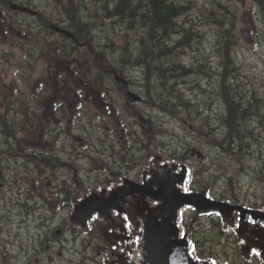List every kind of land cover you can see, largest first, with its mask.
<instances>
[{
	"label": "rangeland",
	"instance_id": "obj_1",
	"mask_svg": "<svg viewBox=\"0 0 264 264\" xmlns=\"http://www.w3.org/2000/svg\"><path fill=\"white\" fill-rule=\"evenodd\" d=\"M31 1L54 25L73 22L71 16L74 15L76 24L86 25L84 31H90L87 41L94 40L101 58L130 76L144 94L150 90V96H147V103L134 106L130 112V115L134 114L135 109L139 115L130 117L128 113H120V105L124 104L121 95L109 100L110 107L106 112L98 109L93 94L82 95L80 113L73 117L77 130L72 135L82 138L84 144L79 140L71 142L72 139L68 138L63 147L66 149L63 161L68 167L63 175L59 167H49L45 168V176H39L38 170H33L25 157L27 154L19 163L12 159L1 160L8 156L9 150L1 144L0 136L3 189L8 190L9 197L6 198L17 207L14 223L3 228L0 239L4 240L5 249L10 250L12 256H21L22 263L29 260V264H101L104 242L98 227L95 226L97 229L94 228L91 237L86 239L64 221L71 210L72 193L83 192L95 181L99 160L94 142L98 143L101 126L110 130L115 127L123 129L122 145L128 132H133L131 137L128 136V145L134 160H138L143 149L141 139L145 144L146 136L153 135L163 154L190 167L189 184L197 181L211 184L213 199L251 207L264 205V10L257 0H175L186 6L180 22L189 31L180 46L175 41L182 37V33L168 38L171 51L164 50L161 58L151 61L149 71L138 62L140 52L150 50L142 24L138 19H124L108 12L118 0ZM144 3L142 1V8ZM27 20L32 19L27 16ZM244 33L249 37L248 41L244 39ZM5 39L0 36V92L15 98L16 106L25 102L29 108L32 101L29 102L26 95L31 96L32 86L44 83L48 77L47 63L41 60L23 64L21 56L24 54L16 47V42ZM228 48L231 63L223 67V54ZM50 68L55 70L54 65ZM222 79L230 87L221 90ZM223 91H232L244 104L247 100L252 103L248 117L239 121V129L245 134L243 141L240 144L236 140L235 146L229 150L223 147L226 143L222 141L228 131L224 122L227 106ZM43 98L44 95H38L37 103L40 104ZM3 112L1 107L0 114ZM10 114L11 122L27 119L16 117L14 112ZM139 124L145 125L141 138ZM107 125L111 127H105ZM23 126L26 128L29 123ZM25 132L16 134L25 149L34 148L50 156L57 151H50L47 147L43 150L40 140L30 145L29 132ZM116 133L121 136L119 131ZM101 138L105 139V136ZM216 142H222L223 146L216 145ZM104 143L107 151L110 145L120 150L111 138ZM16 149L20 152L19 145ZM193 149L203 157L191 155ZM190 186H187L188 190ZM61 187L64 189L58 194ZM18 210L19 218L16 219ZM192 215V210H184L180 216L182 228ZM199 220L192 235L193 252L197 257L211 255L227 264H247L240 256L234 233L221 230L217 215ZM58 229L62 231L55 234ZM47 237L59 241L49 243ZM98 250H101L100 256ZM58 251L62 253L59 257ZM252 264L259 263L255 259Z\"/></svg>",
	"mask_w": 264,
	"mask_h": 264
},
{
	"label": "flooded vegetation",
	"instance_id": "obj_2",
	"mask_svg": "<svg viewBox=\"0 0 264 264\" xmlns=\"http://www.w3.org/2000/svg\"><path fill=\"white\" fill-rule=\"evenodd\" d=\"M11 3H16L20 6L32 9L34 13L12 9ZM27 16L31 17L32 20L28 21ZM51 25V20L42 14L31 0H0V36L3 38L5 37L7 42H16V47L20 48L22 55L24 54L23 57L21 56L23 64H34L37 61L45 60L47 63L45 71L48 74V77L44 79V83L38 82L36 85L32 86L31 90L33 94L31 96L26 95L27 98L29 97V102L32 101V105H29V108L25 104V100H22L24 102L23 104H18V106H16L15 98L9 97L6 92H0V98L2 99L0 108L2 107L4 111L0 114L1 144L9 150L7 152L8 156L1 158V160L12 159L19 163V161L23 160L25 154H27L25 157L32 165V169L38 170L39 176H45V168L49 167H54L55 169L59 167V169H62L61 174H64V170H67L66 168L68 166L67 163L63 161V153L66 150H63V147L67 143L69 137L72 139L71 142L79 140L80 144H84L82 138L72 135V132L77 130V126L75 125L76 121L73 120V117L76 114L78 115L80 111L79 106L82 102V95L90 92L95 96L96 102L98 101V109L103 112H106V110L109 111V100H111L112 97L121 95L118 84L114 78L115 72L126 80L128 89L140 97V101L138 102L124 101V104L120 105L122 108L120 113L122 115H124V113L130 115L134 106L147 103V96L148 98L150 96V90L147 94H144L141 88L133 84L132 78L123 73L120 69L115 68L112 62H107L109 66L112 67H103V69H101V55L96 50L94 40L89 39L87 41L84 39L83 34L85 32H87V36L90 38V31H84L81 26L76 24V21L57 23L56 25L67 29L74 35V37L71 38L63 36L61 33L57 32V30L53 29ZM105 63L106 62H104V64ZM53 65L55 66V70L50 68ZM19 94L21 93L19 92ZM12 95H14V93ZM38 95H44L40 104L37 103ZM159 97H161V95H158V98ZM104 105L106 106L103 107ZM12 112H14L15 116L18 118L24 116L27 117V119L25 121L20 120L19 122H11L12 119L9 117ZM136 115H139V113L138 110L134 109V114L130 115V117H135ZM27 123H29V126L25 128L23 125H27ZM105 127L111 126L107 125ZM138 127V135L139 138H141L145 133V125L139 124ZM116 130V127L110 130L109 128L104 129L101 126L98 143L94 142L96 154L98 155L97 159L99 160L98 168L96 167L95 181L92 187H88L85 190L83 189V192L91 188H96L97 191H108L119 188L129 182L142 183L143 179L148 177L146 174L150 168V163L156 158L158 155L157 153L162 152L160 146L154 142V136L147 135L145 144L142 139L140 141L141 144H143V149L140 151L141 153L139 154L138 160H134V155L129 153L131 152V147L128 145V136L131 137L133 132L129 131L128 135L126 134L127 137L124 139V144L122 145L121 138H124V130H117L121 133L120 137L116 133ZM22 131L29 132L30 145H35L42 141L43 144L41 147L43 150L47 147L50 151L54 149L57 151L54 150L55 153H52V156H50L46 152L34 148L25 149L21 145L19 139L16 138V134H21ZM111 133L114 134L115 137H113ZM102 136H105V139H102ZM108 138H111L112 143L120 150H116L114 146L110 145V149L107 151L108 147L104 142L107 141ZM47 140L51 142L49 143ZM18 145L20 152L16 149ZM26 150L27 152H25ZM138 153L139 152H137V154ZM53 162L55 164H53ZM4 170L7 169L5 168ZM2 172L3 169L0 170V238L3 233V228L14 223V210H17V207L11 204L13 201L11 202L10 199L6 198L9 196L6 193L8 190L3 189L5 181ZM189 179L187 181V186L191 185L190 190H196L198 186L202 184L201 181H197L195 184H189ZM62 189L64 188L61 187V190L58 189V194L61 193ZM83 192L72 193L70 202ZM64 207L67 208L68 204L65 203ZM256 207H260L262 211L264 210V205L254 206V208ZM120 209L126 210V207L120 206ZM68 215L64 220L66 223ZM18 218L19 210L16 213V219ZM110 218L111 222L114 224L109 225L107 230L102 229L103 224L100 219L93 218L89 223L90 227L87 233L82 234L83 237L88 239L91 237L90 233L94 228L97 229L96 227H98V232L104 242V246L102 247L103 256L109 245L118 251H123L128 255L131 254L135 241L132 239L131 221L129 217L126 213L118 214L116 211H112ZM181 221L180 218V224L183 222ZM199 221L196 226L200 223ZM67 226L69 227L68 223ZM69 228L79 231L78 226ZM196 228L197 227H195L189 235L192 241V247L194 245L192 235L195 233ZM61 231L62 230L58 229L55 234H60ZM46 239L49 243L52 241L53 244H57V241H59V239L53 240V238L49 237ZM59 243L62 245L61 242ZM9 252L10 250L5 249L4 240L0 239V264H29V260H27L26 263H22L21 256H12ZM57 254L58 257L62 255L60 251H58ZM97 254L100 256L101 250H98ZM262 257H264V255H262ZM208 258L216 260V258L211 255H209ZM255 259L259 264L261 263V257L251 254L247 264H252ZM48 260L52 262L50 257H48Z\"/></svg>",
	"mask_w": 264,
	"mask_h": 264
},
{
	"label": "water",
	"instance_id": "obj_3",
	"mask_svg": "<svg viewBox=\"0 0 264 264\" xmlns=\"http://www.w3.org/2000/svg\"><path fill=\"white\" fill-rule=\"evenodd\" d=\"M12 8L30 11L17 5H12ZM52 27L73 37L62 28ZM244 39L249 40L246 33ZM115 80L126 101L140 100L127 89L124 78L116 75ZM157 154L150 163L148 177L142 183L129 182L108 191L93 188L82 193L80 199H72L67 223L79 226L81 232L87 231L92 218L100 219L102 229L107 230L114 224L110 218L112 211L126 213L131 221L132 239L136 241L132 254L109 245L102 264H226L197 258L192 252L189 234L199 217L212 214L219 217L223 231L235 233L244 259L249 260L254 252L261 257L260 264H264V210L213 199L209 183H202L198 191L187 190L190 173L187 164L162 153ZM197 156L202 157V154L197 152ZM120 206H125L126 210H121ZM183 208L194 211L184 231L178 224V215Z\"/></svg>",
	"mask_w": 264,
	"mask_h": 264
},
{
	"label": "trees",
	"instance_id": "obj_4",
	"mask_svg": "<svg viewBox=\"0 0 264 264\" xmlns=\"http://www.w3.org/2000/svg\"><path fill=\"white\" fill-rule=\"evenodd\" d=\"M142 1L146 2L143 5L144 9L142 8ZM257 1L264 10V0ZM108 12L111 15L124 19H138L140 24H142V28L145 30V35L149 42L150 50L141 51L138 57V62H140L141 65H144L143 67L147 68L148 71L150 70L149 63L151 61L153 62V60L161 58L163 52L171 51L172 47L167 43L168 38L174 33H182V37L175 41V44L180 46L184 41L183 36L186 37V32L189 31L184 24H181L180 22L181 18L186 13V6L175 0H118L114 7ZM71 18L72 20L77 21L74 19V15L71 16ZM78 26L81 25L78 23ZM85 27L81 26L83 29ZM83 35L84 39L87 40V32ZM142 41L143 40H141V43L143 44ZM223 57L222 65L223 67H227L231 63L229 48L224 51ZM100 61L101 69H103V67H112L109 66V63H107L108 61L102 59L101 56ZM104 62L106 63L104 64ZM170 68L172 69V67ZM155 69L158 70L159 68L156 66ZM164 69L166 70V68ZM224 81L225 79H222L220 85L221 90H224L226 86H229L228 83L224 84ZM223 93L222 97L227 106L224 115V122L228 131L222 141L225 142L226 145L223 146L222 142H216L215 144L223 146L225 149L229 150L235 146L236 140L240 141V144L243 141L245 134L239 129V121L245 120V118L248 117V108L251 107L252 103L250 100H247L248 102L244 104L241 101V98H238L232 91H223Z\"/></svg>",
	"mask_w": 264,
	"mask_h": 264
},
{
	"label": "bare ground",
	"instance_id": "obj_5",
	"mask_svg": "<svg viewBox=\"0 0 264 264\" xmlns=\"http://www.w3.org/2000/svg\"><path fill=\"white\" fill-rule=\"evenodd\" d=\"M142 31H143V30H142ZM143 32H144V31H143ZM139 33H140V32H139ZM139 33H138V34H139ZM174 34H175V33H174ZM140 36H141V35H140ZM143 38H145V37H143ZM147 40H148V39H147ZM142 42H143V41H142ZM144 43H145V42H144ZM146 44H147V43H146ZM145 48H146V47H145ZM153 48H154V47H153ZM145 51H146V50H145ZM146 54H147V53H146ZM146 54H145V55H146ZM145 55H144V56H145ZM160 76H161V75H160ZM161 78H163V77H161ZM158 79H159V78H158ZM164 79H165V77H164ZM159 80H161V79H159ZM159 82H160V81H159ZM247 102H248V101H246V103H247ZM159 103H160V102H159ZM163 109H164V108H163ZM245 122H246V121H245ZM248 126H249V125H248Z\"/></svg>",
	"mask_w": 264,
	"mask_h": 264
}]
</instances>
